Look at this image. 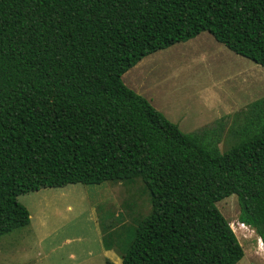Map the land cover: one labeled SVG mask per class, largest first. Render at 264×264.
<instances>
[{
    "label": "trees",
    "instance_id": "trees-1",
    "mask_svg": "<svg viewBox=\"0 0 264 264\" xmlns=\"http://www.w3.org/2000/svg\"><path fill=\"white\" fill-rule=\"evenodd\" d=\"M201 32L264 69V0H0V237L29 222L19 195L138 182L148 213L100 224L120 264H236L215 207L230 195L264 250V99L220 152L217 134L181 133L120 79Z\"/></svg>",
    "mask_w": 264,
    "mask_h": 264
},
{
    "label": "rangeland",
    "instance_id": "rangeland-1",
    "mask_svg": "<svg viewBox=\"0 0 264 264\" xmlns=\"http://www.w3.org/2000/svg\"><path fill=\"white\" fill-rule=\"evenodd\" d=\"M120 79L181 133L217 134L220 152L232 143L229 130L264 99V69L206 32L145 56ZM16 201L27 210L29 222L0 237V264H120L115 247L104 250L100 224L112 232L149 211L138 182L44 188ZM215 207L241 247L243 256L236 264H264L260 241L238 223L236 197H225Z\"/></svg>",
    "mask_w": 264,
    "mask_h": 264
}]
</instances>
